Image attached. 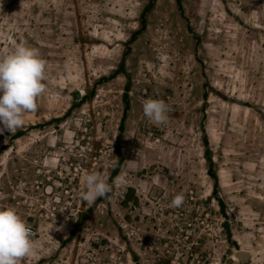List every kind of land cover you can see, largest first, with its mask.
I'll return each mask as SVG.
<instances>
[{
  "label": "rangeland",
  "instance_id": "374dc122",
  "mask_svg": "<svg viewBox=\"0 0 264 264\" xmlns=\"http://www.w3.org/2000/svg\"><path fill=\"white\" fill-rule=\"evenodd\" d=\"M19 43L46 91L0 133V207L33 232L18 264H264V0H0V55ZM95 171L112 191L90 207Z\"/></svg>",
  "mask_w": 264,
  "mask_h": 264
},
{
  "label": "clouds",
  "instance_id": "9594fccd",
  "mask_svg": "<svg viewBox=\"0 0 264 264\" xmlns=\"http://www.w3.org/2000/svg\"><path fill=\"white\" fill-rule=\"evenodd\" d=\"M46 62L38 49L25 43L0 55V133L14 132L25 123V113L37 111V98L45 91ZM168 106L163 100L146 99L143 113L156 124L167 122ZM126 175L115 178V184L126 186ZM112 191L107 177L98 171L86 173L82 180L81 202L90 207L99 197ZM183 196L177 195L172 205L178 207ZM33 232L28 223L11 207H0V264H18L33 252Z\"/></svg>",
  "mask_w": 264,
  "mask_h": 264
},
{
  "label": "crops",
  "instance_id": "0c3cea01",
  "mask_svg": "<svg viewBox=\"0 0 264 264\" xmlns=\"http://www.w3.org/2000/svg\"><path fill=\"white\" fill-rule=\"evenodd\" d=\"M198 41V40H197ZM193 58H194V60H198V62L199 63H197V65H196V72H197V70L199 69V71H200V75H202V78H204L206 81V84H208L209 86H212V82L214 81H212L211 79H210V77L214 74V71L216 70V69H218V71H219V73H222V71H221V69H219L218 68V66L216 65V68L215 69H213V70H209V69H200L199 68V66L201 67V64H202V66H208L209 65V57H208V53H206V52H194L193 53ZM201 62V63H200ZM198 74V73H197ZM208 81V82H207ZM205 84V83H204ZM205 84V85H206ZM207 86V85H206ZM159 100H163V99H159ZM183 100H184V98H183ZM180 101V100H179ZM126 107H128V106H126Z\"/></svg>",
  "mask_w": 264,
  "mask_h": 264
},
{
  "label": "water",
  "instance_id": "95a60500",
  "mask_svg": "<svg viewBox=\"0 0 264 264\" xmlns=\"http://www.w3.org/2000/svg\"><path fill=\"white\" fill-rule=\"evenodd\" d=\"M235 256L237 258H240V260L244 261L245 259H247L248 253L244 252V251H239V252L235 253Z\"/></svg>",
  "mask_w": 264,
  "mask_h": 264
},
{
  "label": "trees",
  "instance_id": "16d2710c",
  "mask_svg": "<svg viewBox=\"0 0 264 264\" xmlns=\"http://www.w3.org/2000/svg\"><path fill=\"white\" fill-rule=\"evenodd\" d=\"M119 68H122V67H121V65H120V67H119Z\"/></svg>",
  "mask_w": 264,
  "mask_h": 264
}]
</instances>
